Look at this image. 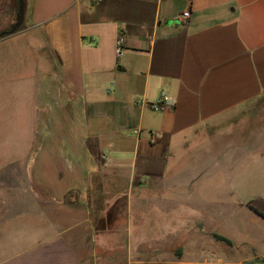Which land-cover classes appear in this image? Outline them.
<instances>
[{"label":"crops","instance_id":"crops-1","mask_svg":"<svg viewBox=\"0 0 264 264\" xmlns=\"http://www.w3.org/2000/svg\"><path fill=\"white\" fill-rule=\"evenodd\" d=\"M24 5L0 39V264H264V0Z\"/></svg>","mask_w":264,"mask_h":264},{"label":"rangeland","instance_id":"rangeland-1","mask_svg":"<svg viewBox=\"0 0 264 264\" xmlns=\"http://www.w3.org/2000/svg\"><path fill=\"white\" fill-rule=\"evenodd\" d=\"M6 1L7 0H1L0 5L1 7L6 6ZM19 9L17 8V4L15 2V0H13V11L9 10V11H5L4 9L1 10L0 12V33L3 32L5 29L4 27V23L2 24V21L11 17L12 22L15 23V18L17 17V13H18ZM11 22V23H12ZM10 23V26L7 28L8 30H10V28L12 27L13 24ZM2 87L0 85V101L2 100ZM12 92H10L11 94ZM11 95L7 96L6 92L3 91V99H5L6 97H10ZM1 113V112H0ZM1 132V131H0ZM4 138V137H3ZM1 139V138H0ZM1 142V140H0ZM12 144H14L15 140H12ZM6 156L3 155L2 150H1V146H0V170L3 169L4 165L6 164ZM242 220V223L240 225V227L238 228L237 233H233L231 236L234 240H240L241 238L246 237L247 235H250L253 237L254 235V225L250 224L248 216H242V218H240ZM251 240H253V238H251ZM252 243H255L254 241H252Z\"/></svg>","mask_w":264,"mask_h":264},{"label":"built area","instance_id":"built-area-1","mask_svg":"<svg viewBox=\"0 0 264 264\" xmlns=\"http://www.w3.org/2000/svg\"><path fill=\"white\" fill-rule=\"evenodd\" d=\"M183 21L186 23L188 22L189 18H190V13L189 12H185L182 15ZM124 44V38L121 37L118 40V48H117V54L118 56H120L122 54V46ZM176 106V101L171 98L170 96H168L166 93H162L161 96L154 102L150 103V107L152 110L155 111H159V110H163L166 108H172Z\"/></svg>","mask_w":264,"mask_h":264},{"label":"water","instance_id":"water-1","mask_svg":"<svg viewBox=\"0 0 264 264\" xmlns=\"http://www.w3.org/2000/svg\"><path fill=\"white\" fill-rule=\"evenodd\" d=\"M19 2H20V15H19L18 23L10 31L0 33V39L2 37H5V36H8V35L15 33L20 28V26L22 25L25 5H24V0H19Z\"/></svg>","mask_w":264,"mask_h":264},{"label":"trees","instance_id":"trees-1","mask_svg":"<svg viewBox=\"0 0 264 264\" xmlns=\"http://www.w3.org/2000/svg\"><path fill=\"white\" fill-rule=\"evenodd\" d=\"M256 212H258V214H260L261 216H263L264 217V215L262 214V213H260L259 211H257V210H255ZM216 238L217 239H219V240H222V241H227L228 243H230V241L229 240H227L226 238H224V237H221V236H218V235H216Z\"/></svg>","mask_w":264,"mask_h":264}]
</instances>
